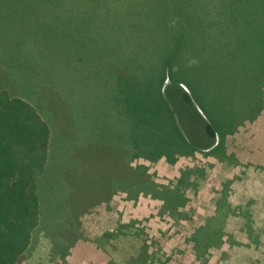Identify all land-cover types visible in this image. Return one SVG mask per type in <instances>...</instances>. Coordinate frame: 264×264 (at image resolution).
<instances>
[{
    "label": "rangeland",
    "instance_id": "obj_1",
    "mask_svg": "<svg viewBox=\"0 0 264 264\" xmlns=\"http://www.w3.org/2000/svg\"><path fill=\"white\" fill-rule=\"evenodd\" d=\"M42 2L47 11L28 27L37 41L29 38L15 60L0 42V90L31 106L48 132L33 190L35 224L15 264H264V174L254 166L218 160L221 153L203 151V143L150 164L151 180L138 178L139 187L85 171L102 167L96 143L117 141L118 121L106 103L121 66L143 80L152 72L159 86L164 64L162 93L177 113L187 107L177 81L196 88L212 118L241 102L248 80L264 71V41L251 42L264 0ZM2 30L12 48L13 32ZM181 63L190 74L168 72ZM209 84L223 86L222 95L209 97ZM255 91L253 110L236 116V125L264 104V82ZM204 126L209 131L208 120ZM87 154L93 162H79Z\"/></svg>",
    "mask_w": 264,
    "mask_h": 264
},
{
    "label": "crops",
    "instance_id": "obj_2",
    "mask_svg": "<svg viewBox=\"0 0 264 264\" xmlns=\"http://www.w3.org/2000/svg\"><path fill=\"white\" fill-rule=\"evenodd\" d=\"M116 71L119 72V76L116 77V74L112 73L114 78L109 84V89L112 88L110 92L114 90L112 104L105 96H100V98L103 102L108 101L106 104L112 108V116L118 121L119 127L117 126L118 128L114 130L117 141L96 143L97 155H104L99 162L102 167L97 166L96 173L92 167L87 168L85 171L88 177L91 178L93 175L98 177L97 173L101 172L102 178L128 179L130 181L129 187H139L138 178L151 180L147 172L149 165L165 162L166 156L175 160L179 156L187 154L190 145L196 149L199 144L203 143H205L202 147L203 151L217 149L218 135H215L218 142H215V139L209 140L210 144L206 145L208 139L204 125L207 124V120L210 123V120L206 118V111L199 105L201 100L193 85L186 81H177L176 90L182 97V103L187 105L185 110L177 113L173 107L174 104L162 93L163 84L166 80L164 75L167 71L166 66L163 71L162 68L160 72L158 71L160 79L163 78L164 80L159 86L153 82V80L156 81V77L152 72L148 73L146 80H143L134 74H128L127 67L121 66ZM186 71L190 74L183 63L168 68V72L173 76ZM125 73L127 76L125 79L128 82L124 83L122 74ZM135 85L138 87L135 88ZM89 86L93 88L94 83L92 85L89 83ZM185 86L190 90L192 96L193 104L191 105L186 98L189 97V92L187 93ZM193 90L196 94L193 93ZM208 94L210 97L211 92L208 91ZM252 115L243 117L233 130L222 133L224 134V141L221 155L235 158L240 165H252L264 174V106ZM85 116L86 132L90 134L89 130L92 126L89 116ZM70 123L74 124L71 115ZM182 140L185 145L182 144ZM96 146L92 144L90 149L94 151L93 148ZM100 146L109 152H113L109 153L106 150L104 154H101ZM79 159V162H93V158H88V154ZM124 183L128 184L127 181ZM121 192H125V190H121Z\"/></svg>",
    "mask_w": 264,
    "mask_h": 264
},
{
    "label": "trees",
    "instance_id": "obj_3",
    "mask_svg": "<svg viewBox=\"0 0 264 264\" xmlns=\"http://www.w3.org/2000/svg\"><path fill=\"white\" fill-rule=\"evenodd\" d=\"M44 11L47 10L42 0H0V29L4 32L12 31L14 34L9 40L12 48L7 46L9 37L0 36V42L5 50L8 49L6 52L10 54V59L15 60L16 56L22 55L23 46L29 38L38 40L33 38L39 33L32 26ZM260 13L264 15V9ZM252 25H256V28L252 26L254 34L251 42L259 46L264 41V34H257L264 26L262 17L259 20L254 18ZM29 26L32 28H28ZM212 56L215 59L214 53ZM164 67L161 63L162 71ZM255 74V78L248 80L246 93L236 97L241 102H233V108L225 112L226 116L212 118L206 112L210 120L207 128L212 133L210 135L206 129L207 139L212 141L215 135L219 137L217 149L212 150L215 156L216 152H223L222 133L231 131L236 126L234 115L253 110L255 89L257 84L264 82V71L258 68ZM222 87L209 84L207 90L221 94ZM193 93L196 94L194 90ZM263 106L262 103L261 108ZM47 136L45 124L31 106L20 99H11L5 91L0 90V264H15L23 245L27 243L29 229L34 227L36 198L33 190L37 169L42 166L45 158ZM182 142L185 145L183 140ZM194 150L195 147L190 145L189 151ZM223 157L222 155L217 159L222 161ZM224 158L230 159L226 156Z\"/></svg>",
    "mask_w": 264,
    "mask_h": 264
}]
</instances>
